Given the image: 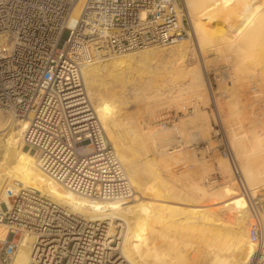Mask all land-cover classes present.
Instances as JSON below:
<instances>
[{"label":"built area","instance_id":"obj_1","mask_svg":"<svg viewBox=\"0 0 264 264\" xmlns=\"http://www.w3.org/2000/svg\"><path fill=\"white\" fill-rule=\"evenodd\" d=\"M182 0H0V110L26 120L23 141L40 168L68 190L101 200L129 199L134 186L84 91L83 68L103 57L189 36ZM250 91L256 96L257 85ZM256 248L244 264H264V194L245 188ZM0 207V264H12L23 237L30 264H130L121 253L96 262L86 218L31 187L7 191Z\"/></svg>","mask_w":264,"mask_h":264},{"label":"bare ground","instance_id":"obj_2","mask_svg":"<svg viewBox=\"0 0 264 264\" xmlns=\"http://www.w3.org/2000/svg\"><path fill=\"white\" fill-rule=\"evenodd\" d=\"M182 2L192 30L191 37L178 40V42L168 47L166 46L165 48H153V46L143 51L137 50L122 55L103 57L83 68L84 91L103 123L117 151L118 157L134 186L135 191L131 198L122 200H101L86 197L68 190L64 185L48 176L40 168L34 151L25 145L23 136L27 127V121L19 119H14L17 120L14 121L11 116L8 118L0 112V207L4 204H10V200L6 195L7 191H17L20 185L34 188L60 205L68 207L73 213L79 214L88 220L89 225L84 229L83 235L86 240L96 245L97 263L104 262V259L111 255V253H121L122 257L130 264H244L256 248V243L252 241L249 230L247 229V227H249L247 223L251 216L247 208V201L242 195L244 200H241L239 204L240 199L234 191L236 189L235 186H223L224 189L221 192V196L225 195L228 197L221 201V204H223L221 207L223 208L217 207L218 209L221 208V210H224L227 206V208H230L229 210H235L236 213L245 212L239 223L236 222L234 225H229L227 224L228 222L226 223L220 216L221 214H218L220 210L218 211L214 206L216 210H211L210 208L212 206L209 208L206 205H199V197L194 193H181L175 190L171 185H168V182L162 177L161 171L156 169L158 172H153L152 178L147 174L145 175L148 177L142 175L143 171L147 169V165H153L152 161L154 157H151L152 159H148L147 156H143V158L140 157L139 145L141 147L143 146L141 144L144 141V135L140 137L139 130L136 131L132 128L127 129L126 133L123 134L116 130V125L119 123L116 124L117 120L114 123L115 116L113 117L112 115V108H114L116 103L123 104L127 96L141 97L138 94L142 92L144 95H147V99H159V97H165L177 91L183 92V90L188 89L189 92L190 89L198 85V82H201V80L203 81L202 76L200 77L199 75L198 77L196 75L197 73L199 74V71L187 66L189 65L187 62H189L194 55L200 56V54L202 55V53L208 52L209 46L216 40L220 45H232V47L237 48V60L239 58L241 61L238 60V63L242 64V68L239 72L242 71V69H249V72L250 70H264V0H182ZM217 18L222 20L223 26L221 25V27L223 29H220V31L216 30L218 33H214L213 31V33L210 32L208 34L209 31H212L210 30L212 26L208 28L204 26V24H208L212 19L216 21ZM203 19L205 22L202 21ZM218 22L219 21H217V23ZM209 25H211V23H209ZM220 49L219 46L217 48H211V52L212 50L219 52ZM158 62L164 64V69L167 70L166 72H168V74H166L169 75V78L180 70V67L177 68L176 65L181 64L180 66H182L183 64L185 68H182L183 74L181 77L186 75V80L182 77L186 82L183 80L184 83L180 85H176L177 82L175 84L172 82L167 83L169 81L164 83L168 79L167 78L163 81V84L160 83L161 85L156 86V83H151L153 77L150 75L146 77L142 76V81L144 82L141 81L142 83H140L139 79H141V77L135 76L134 71L137 72L138 70L136 69L143 66H147V68L148 66L149 68L152 66L153 68L154 64ZM241 64H239V66H241ZM143 69L141 71H143ZM145 71L146 70H144V72ZM258 74H260V72ZM254 75L256 76L257 74ZM262 75H260V78H262ZM181 77L179 75V78ZM199 78H201L200 81H198ZM262 79H264V77ZM262 79L260 80L262 81ZM201 83L203 84V82ZM252 83L255 82L252 81ZM256 83H258V81ZM153 84L155 85L153 86ZM258 87L257 85V88ZM201 88L203 89V87ZM193 90L196 93L198 92L197 90L195 91V89ZM178 94L175 95L178 97ZM237 106L238 104L236 107ZM236 109H238V107ZM10 117L12 119H10ZM202 126L203 125H201V127ZM160 134V127H157V130L151 131L153 140L154 137L157 139V136H160ZM126 137H130V139L128 140ZM252 137L253 136H250L249 138ZM240 141L239 143H241ZM156 142L153 144V147L158 144ZM251 143H253L254 151L256 150V152H260L264 155V134L253 137ZM144 147L147 149L145 143ZM162 147L163 146H161L160 149ZM146 152L148 153L147 150ZM142 153L143 152H141V154ZM158 154L156 155L159 156ZM163 157L164 156H162V158ZM138 158H140L141 164L143 163L144 166L146 165V169L141 167L144 169L141 170ZM156 161L153 162L155 163ZM255 161L253 167L239 170L242 182L247 191L250 190L248 183L251 181L258 179L257 181H263L264 183V156L261 155V159L259 158ZM167 163L165 164L167 165ZM251 164H253V162ZM247 165L250 166V163H247ZM244 166L246 165L244 164ZM220 168L222 169V167ZM150 175H152V173H150ZM170 175H168V177ZM170 179L173 180L172 177ZM260 182L257 185L262 184ZM203 184L201 186H203ZM233 185H235L234 182ZM254 187L252 186V188ZM198 188L200 187L198 186ZM203 188L206 189L204 186ZM215 189L216 191L218 190L217 188ZM201 190L204 191V189ZM252 191L255 190L253 189ZM197 192H199V190ZM205 193L208 194V190H206ZM253 193L254 192H252V194ZM176 227H180L179 229L181 230L178 229L179 231L185 230V232H187L188 230V233L191 229L192 231L195 229V233L197 234L196 236L193 232L195 237H198V235L202 233L205 235L206 238L204 237L205 241H203V245L201 244V246L195 247L196 250L191 248V243L193 242L190 243L191 246L187 244L190 246V249L195 250L196 255L193 259H191V257L194 253L191 256L188 254V251L181 252L180 248V250H178V253L180 252L179 254L173 252V248V250L170 249L173 254H178L175 257L174 255L176 254L172 257L169 250L170 253H163L162 250L159 249L164 248L159 246L157 249L156 239L159 235L158 237L155 235L161 232V235H163V230L169 228L175 229ZM196 229L199 234L196 232ZM178 230L175 229L176 232ZM200 230L202 233H200ZM182 233L184 232H181V234ZM190 235H192V232ZM3 237L4 227L0 225V239ZM201 237L203 238L202 235ZM182 240H184V238ZM31 245L32 239L30 237L21 238L17 254L12 264H30ZM187 245L183 248H186ZM193 246L197 245L193 244ZM174 251H177L176 248ZM168 255H170V257H168Z\"/></svg>","mask_w":264,"mask_h":264},{"label":"rangeland","instance_id":"obj_3","mask_svg":"<svg viewBox=\"0 0 264 264\" xmlns=\"http://www.w3.org/2000/svg\"><path fill=\"white\" fill-rule=\"evenodd\" d=\"M202 21L205 22L204 19ZM217 21L219 22L217 23ZM209 23H211V25H209ZM217 25L220 27H218ZM221 25L223 26V23H222V20L219 18H217L216 21L215 20L213 21L212 19L210 20V22H208V24H204V26H207L208 28L212 26L210 29L212 31H209L208 34L210 32L213 33V31L214 33H218L220 29H223ZM191 31L192 30L190 27L189 36L186 37V39L191 37L192 35ZM218 46L221 48L219 52L215 50H212L211 52V48H215V47L217 48ZM155 47L165 48L166 46H154L153 48ZM146 49H143V50H146ZM208 49L210 51L209 50H207L208 52L204 51L205 53H202V55L200 54V56L194 55V57H192V59L189 62H187V64L189 63V65L185 64L199 71V74L197 73L196 75L198 77L199 75L200 77L201 76L203 77V81L201 80L203 84L201 82H198L197 83L198 85L195 86V88L190 89L189 92H188V89H186L187 92L186 90H183L184 93L182 91L180 92L177 91L179 94L175 92V93H172L174 96L172 94H168L165 97L164 96L159 97V99L158 98L147 99V95H144L142 92L138 94L141 97L139 96L135 97L134 95H133L134 97H132L131 95H129L125 98L126 101L124 100L123 104L116 103L117 105L116 104L114 105L115 109L117 107L118 108L116 109L117 111L114 108H112V113H113L112 115L113 117L115 116L116 118V119L114 118V123L116 120H117L116 124L119 123L118 124L119 126L116 124L115 125H116V130L119 131L120 133L122 134L126 133L127 129L132 128L136 131L139 130L138 132L141 135L140 137L144 135L143 136L144 141L142 139L143 142L141 144L143 146L141 147L139 145L140 157L143 158V156H147L148 159L149 158L152 159L151 157L154 156L153 161L157 160L155 163L152 161L153 165L150 164V165H147L146 167V165L144 166L143 163L141 164L140 162L141 160L140 158H138V162H140V165H141L139 167L140 168L144 167V169L147 168L146 170L141 168V170H144L146 172L145 173L143 171L144 174L142 173V175L147 174L150 176V178H152L153 174L157 173L158 172L157 170H159L161 171L162 177L168 182V185H171L175 190L181 193H185V192L194 193L195 195H197V197H199L200 201L203 200L201 202L199 200H198L199 202L197 201L199 205L200 204L206 205L209 208L212 206L210 209L216 210L223 205L221 204V201L225 200L228 197L225 195L221 196V192L226 185L236 187L234 191L236 192L238 198L240 199L239 204L241 203V200H244L241 194L240 184L237 180L236 175L233 172L231 162L226 157V155H224L223 153V147L225 145H228L231 148L233 154L235 153L234 157H235L236 166L238 170H241L242 168L246 169L249 167L250 168L253 167L255 165L254 161L259 158L261 159V155L264 156L262 153L256 152V150L254 151L253 143H251V140L253 139V137L257 135L259 136L260 134H264V81H263L264 79H262L264 77V70L262 71L255 70L256 71L255 73L254 70L253 71L250 70L249 72V69L248 70L242 69V71L239 72V70H241L242 68V64L238 62L241 60H239V58H238L239 61L237 60V56H238L237 48L232 47V45H225V44L220 45V43L216 40L215 42H213V44L209 46ZM143 50H138V51H143ZM201 58H203L204 60ZM239 64H241V66H239ZM180 65L181 64L179 65L177 64L176 67L177 68L180 67L179 71H181L182 73L178 71L179 73L177 72L174 76H172L175 79L172 77L169 78V75H167L168 72H166L167 70L164 69V64H162L161 62L154 64L153 66L154 69L152 68V66L150 68L149 66L148 68L147 66L140 67L136 69L138 70L137 72L134 71V74L137 77L139 76L141 77V79H139L140 83L144 82L142 81L143 80L142 76L146 77V76L152 75L151 77H153L154 80L152 79L151 83L153 82L156 83V86L163 84V81H165V79L167 78L168 79L164 83L169 81L167 83L172 82L175 84L177 82L176 85L177 84L180 85L181 83H184V81L187 79L186 75L182 76L185 78V80L184 78L182 79L181 77V75L183 74L182 68H185V66L183 67V64L182 66ZM142 69L143 71H141ZM144 70H146L147 72L146 71L144 72ZM258 71L260 72V74H258L259 73ZM178 74L180 75L181 78H179ZM254 74H257V75L255 76ZM260 75H262V78H260ZM200 79L201 78H199L198 81H200ZM260 79H262L263 82ZM252 81L255 83L258 81V83L259 82L261 83V84L256 83L260 87V88L258 87L259 93L256 96L253 95L254 92L250 91ZM154 85L155 84H153V86ZM201 87H203V89ZM193 89H195V91L197 90L198 92L197 93L194 92ZM141 94H143L144 96ZM175 94H178V97ZM234 104L236 105L238 104L237 106L238 109H236L237 107ZM0 112H2L4 115H6L9 118L8 114L4 113L1 110ZM12 118L10 117V119ZM14 119H17V118H13V120ZM14 121H17V120H14ZM201 125H203L202 126L203 128L201 127ZM157 127L161 128V134L160 136H157V139L159 138L158 141L156 137H154V140H155L154 141L152 139L153 136L151 137V131L157 130ZM250 136H253V137L249 138ZM127 139L129 140L130 137H128ZM239 141L241 143H239ZM155 142L158 144H156V146L153 147L154 146L153 144H155ZM144 143L146 144L147 149H145ZM149 144H152V145H149ZM147 145L149 146V150H148ZM161 146H163L161 148L162 150L160 149ZM146 150L148 151V153L146 152ZM141 152L143 153L141 154ZM156 154H158L159 156H157ZM162 156L164 157L162 158ZM252 162L253 164H251ZM165 163H167V165ZM247 163H250V166L247 165ZM244 164L246 166H244ZM220 167H222L223 170ZM150 173H152V175H150ZM163 173H164V176H163ZM168 175L170 176L168 177ZM145 177H148V176L145 175ZM171 177L173 178V180L170 179ZM257 180L251 181L252 183L251 182L248 183V186L250 188L249 192L251 193L254 192L253 196L255 197H258V195L264 194V183L263 181L260 182ZM233 182L235 185H233ZM259 182L262 184L257 185ZM202 184L204 187H206V189L203 188V186H201ZM198 186L200 188H198ZM252 186L253 187L255 186V187L252 188ZM215 188H217L218 189L217 191L219 192H217ZM201 189H204L205 192L206 190H208V194H206ZM253 189L255 191H252ZM198 190L199 192H197ZM221 208L218 209V211L220 210L218 214L219 215L221 214L220 216L223 218V220L226 223L228 222L227 224L229 225L231 224L234 225V223L236 222L239 223V221H241V218L243 217V214L245 213V212L244 213L237 212L238 213L237 214L235 210H234L235 212L232 209L229 210L230 208H227V206L226 208L224 207L225 208L224 210H221ZM263 218H264V211H263ZM250 222H252L251 216L247 223L248 224L247 226H250L251 224ZM172 228H169L170 230L169 229L163 230V235H161L162 232L155 235L157 237L159 235V237L156 239L157 249L159 248V246L161 248H164V249H159V250H162L163 253H166V252L170 253L173 249L175 250V248L177 251L173 250V252L178 253V250L181 249L180 250L181 252L188 251V254L191 256L194 253L192 257L190 256L191 259H193L196 255L195 247L197 248L198 246H201V244L203 245L204 243L203 241H205L204 239L206 238L205 235L200 230V233H202L201 235L203 236L202 238L197 229H196V232L200 236L198 235V237H195L193 235V232L195 233V229H193L194 231H192L191 229L190 232L188 233V230L187 232H185V230L179 231L181 230L179 229L180 227L175 228L177 230L179 229L178 230L179 232L178 231L176 232L175 229H172ZM171 229L174 231H172ZM247 229L249 230V227H247ZM164 231L167 233H165ZM181 232H184L185 234L184 233L181 234ZM191 232H192V235H190ZM160 235L162 236V239ZM171 236H172V239H171ZM183 238L184 240H182ZM178 243H179V246H178ZM190 243L192 245L191 248L195 250L190 249V246H191ZM187 244H189L190 246ZM193 244L197 246H193ZM186 245L187 247L183 248ZM173 252L170 253L172 257L174 254H176L174 255L175 257L180 253L179 252L178 254L177 253L173 254ZM170 255H168V257H170Z\"/></svg>","mask_w":264,"mask_h":264}]
</instances>
